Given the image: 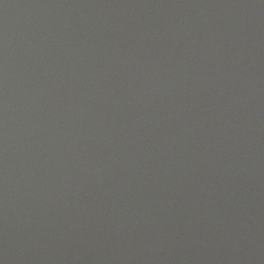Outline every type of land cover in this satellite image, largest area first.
Listing matches in <instances>:
<instances>
[{
	"label": "water",
	"instance_id": "1",
	"mask_svg": "<svg viewBox=\"0 0 264 264\" xmlns=\"http://www.w3.org/2000/svg\"><path fill=\"white\" fill-rule=\"evenodd\" d=\"M0 19L264 88V0H0Z\"/></svg>",
	"mask_w": 264,
	"mask_h": 264
}]
</instances>
